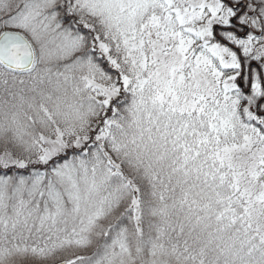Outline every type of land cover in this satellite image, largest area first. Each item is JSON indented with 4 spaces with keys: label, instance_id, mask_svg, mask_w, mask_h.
Returning a JSON list of instances; mask_svg holds the SVG:
<instances>
[{
    "label": "snow or ice",
    "instance_id": "obj_1",
    "mask_svg": "<svg viewBox=\"0 0 264 264\" xmlns=\"http://www.w3.org/2000/svg\"><path fill=\"white\" fill-rule=\"evenodd\" d=\"M0 264H264V0H0Z\"/></svg>",
    "mask_w": 264,
    "mask_h": 264
}]
</instances>
